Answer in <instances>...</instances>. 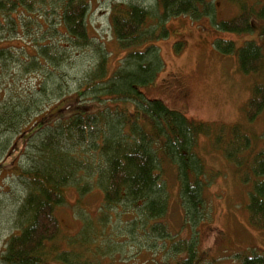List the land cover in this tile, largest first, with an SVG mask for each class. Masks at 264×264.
Here are the masks:
<instances>
[{"label": "trees", "instance_id": "obj_1", "mask_svg": "<svg viewBox=\"0 0 264 264\" xmlns=\"http://www.w3.org/2000/svg\"><path fill=\"white\" fill-rule=\"evenodd\" d=\"M153 1V8L133 2L111 8L112 32L121 48L131 52L124 59V67L111 73L109 52L98 48L97 65L75 92L78 104L93 101L102 107L42 122L41 117L49 109L46 85L40 84L38 94L31 91L23 96L19 91L25 93L26 89H21L19 81L43 71L46 76L53 73L65 61L63 51L67 46H90L87 16L91 0H0V81L12 75L14 83L0 91V154L5 157L0 162V174L4 160L17 151V139L28 129L19 158L35 147V139H42L41 152L32 168L18 167L19 161L13 167L11 178L25 186V196L1 258L3 264H96L86 256L91 253L87 246L95 243L87 228L70 238L69 250H61L56 243L61 233L56 210L64 204L67 188L73 186L81 196L88 194L95 186L91 185L93 177H97L96 185L103 192V217L122 204L139 208L144 218L141 229L166 241L170 235L160 220L168 211V192L161 168L164 162H172L177 165L187 214L193 219L201 217L200 176L204 169L202 160L192 154L193 147L200 135L223 139L227 127L194 122L161 100L145 98L136 87L149 84L162 70L159 49L153 41L168 35L165 29L158 34L167 20L175 16L212 18L216 4L208 0ZM229 1L239 7L240 14L221 22L213 19L219 31L250 33L254 30L252 15L264 22V6L255 9L242 0ZM215 47L223 53L236 54L238 68L245 75L257 74L262 68L264 50L255 41L237 48L232 40H217ZM62 88L59 85L51 93ZM129 103L134 106L132 111L126 109ZM263 110L264 84H259L253 87L246 112L253 120ZM5 130L10 132L6 141ZM232 134L225 150L237 167H246L240 179L250 185L246 206L249 224L264 229V151L250 158L244 156L241 153L251 151L248 135L238 126L233 127ZM178 243L180 246L171 243L170 251L174 255L186 252L187 257L177 264H219L201 256L195 239ZM94 253L100 256L102 251ZM234 259L239 264H264V252L244 250Z\"/></svg>", "mask_w": 264, "mask_h": 264}, {"label": "rangeland", "instance_id": "obj_2", "mask_svg": "<svg viewBox=\"0 0 264 264\" xmlns=\"http://www.w3.org/2000/svg\"><path fill=\"white\" fill-rule=\"evenodd\" d=\"M208 1L216 4L212 18L205 16L192 20L187 16H175L167 20L158 34L165 29L168 35L153 41L159 49L162 70L149 84L136 87L145 98L161 100L169 109L194 122L227 127L223 139L218 140L214 135H200L193 147L192 154L202 160L204 169L200 176L203 183L201 217L193 219L191 214H187L177 165L172 162H164V168H161V179L168 192V211L160 220L170 235L166 241L141 229L144 218L139 208L122 204L108 210L106 217H103L100 212L103 192L96 185L97 177H93L91 185L95 186L90 193L81 196L76 188L70 186L64 204L56 210L61 224L56 243L61 250H69L70 238L87 228L93 234L94 240L91 242L95 243L87 246L91 253H86V256L94 259L96 264V260L99 264H177L187 257V253L174 252L178 254L174 255L170 251V244L180 246L178 242H193V239L204 259L217 260L219 264H239L234 256L244 250L264 252V229L253 227L248 221L246 206L250 185L240 179L246 167H237L227 157L225 150L234 136L233 127L238 126L248 135L251 146V151L241 154L250 158L252 154L264 151V110L253 120L246 112L253 87L264 84V62L257 74L245 75L238 68L236 54L229 55L215 47L217 40H232L237 48L247 41H255L264 50V22L252 15L254 30L250 33L219 31L213 19L216 22L231 20L240 14V9L229 0ZM242 1L255 9L264 6V0ZM131 2L147 8L154 7L153 0H91L87 16L90 46L82 49L67 46L63 51L65 61L53 69V73L47 72L46 76L43 71L22 77L19 81V85L23 86L21 89H26L25 93L19 91L23 96L31 91L38 94L40 84L46 85L50 94V98L45 99L49 109L41 117L42 122L66 117L73 111L90 112L102 107L93 101L78 104L79 96L75 92L80 90L86 75L97 65L98 48L102 52L105 49L109 52L108 69L111 73L124 67V59L131 50L122 49L116 40L110 13L114 4ZM151 24L154 22L151 21ZM11 76L0 81V91L14 84L13 81L11 83ZM7 84L10 86L6 87ZM59 85L63 88L52 94ZM133 108L132 103L126 107L130 111ZM29 130L17 139V151L4 160L0 174V264H3L1 258L7 240L15 229L16 212L25 196V186L18 179L11 178L14 176L13 167L19 161L18 167L32 168L41 152L39 144L42 139L39 137L33 141L35 147L28 148L26 154L30 155L19 158V152L26 146ZM9 134V131H3L5 141L10 139ZM4 158L0 154V162ZM107 219L108 222H105ZM95 250H101L102 254H95Z\"/></svg>", "mask_w": 264, "mask_h": 264}]
</instances>
